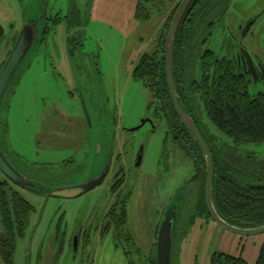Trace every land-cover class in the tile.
<instances>
[{
  "label": "rangeland",
  "instance_id": "374dc122",
  "mask_svg": "<svg viewBox=\"0 0 264 264\" xmlns=\"http://www.w3.org/2000/svg\"><path fill=\"white\" fill-rule=\"evenodd\" d=\"M71 1L86 22L80 40L83 47L74 50L69 58L65 14L72 8ZM71 1H49L46 13L50 19L45 21L40 17L39 0H0V31L4 36L2 41L0 38V71L11 52L12 42L7 41L12 36L10 25L18 32L27 22L36 21L37 32L32 48L1 103L3 153L24 176L33 181L45 180L54 188L71 185L84 176H98L104 155L92 168L96 139L105 146L112 137L118 138L113 155L126 159L130 165L134 162L131 147L135 151L143 146V161L140 170L123 189L124 193L118 196L108 195L110 181L71 200L46 198L43 193L9 183L34 209L25 236L16 243L13 264H150L154 250L156 253L158 229L167 212L165 207L180 186L187 192L180 201V205L183 200L185 203L181 222L176 224L171 264H210L211 257L220 253L255 264L264 253V233L234 234L217 226L207 215L197 214L195 205L203 192L197 180L191 179L192 156L178 151L169 159L167 171L161 167L165 127L159 123L160 129L154 134L148 124L131 133L123 132L138 127L151 114L147 110V92L133 80L132 72L141 55L161 48L165 24L169 23L172 10L181 0H160L152 6L154 11L146 22L134 18L138 0ZM262 1L231 0L224 25L228 29L231 22L235 27L260 17ZM233 29L236 30L232 28L231 32L240 38L251 55L264 64V15L245 39L241 31ZM212 30L207 44L194 55L195 59L206 50L217 57L223 56L221 47L230 37V31ZM79 57L87 66L88 84L76 67ZM72 73L82 86L92 127L84 121ZM248 89L251 95L264 94V82ZM93 95L104 105L100 114L102 133L96 131L97 117L90 107ZM40 98L51 100L62 115L76 124L66 127L65 139L38 135L36 117ZM45 106L50 110L48 101ZM197 107L195 116L204 136L211 142L215 154L230 166L232 175L240 181L253 180L254 185L264 186V143L235 147L207 120L198 103ZM86 131L92 138L90 149ZM69 161L72 164H67ZM42 169L52 174L47 181ZM112 213L119 219V214L125 213V224L121 228H117L121 223L118 219L112 220ZM79 229H88L89 233L82 232L74 251Z\"/></svg>",
  "mask_w": 264,
  "mask_h": 264
},
{
  "label": "trees",
  "instance_id": "16d2710c",
  "mask_svg": "<svg viewBox=\"0 0 264 264\" xmlns=\"http://www.w3.org/2000/svg\"><path fill=\"white\" fill-rule=\"evenodd\" d=\"M159 1L138 0L134 16L135 19L140 22L149 20L154 11L152 6H155L157 2L159 4ZM203 1L204 10H206L208 0ZM178 5L172 10L171 16L168 19L169 23L165 24L164 34L160 38L159 47L161 48L152 54H143L140 56L132 72L134 81L141 84L147 92L150 90L147 79L148 69L150 67L154 75L152 83L158 86L157 92L166 87L163 79L164 72L160 79V61H164L163 48L165 37ZM195 10L194 8L188 11L194 12ZM193 14L191 13L188 17L184 15L174 39L173 62L179 79L185 78L184 71L187 65L186 60H188L187 49L189 45L194 43L193 40L196 37V22ZM189 18H192V20H189ZM202 60L203 63L201 62L200 65L208 75V79L204 78L203 82H198L195 85H189L186 81H183L184 92L191 91L194 94V98L188 100L189 107H192V104L195 106L198 103L199 108L204 111L207 120L219 133L230 139L235 147L263 144L264 94L257 93L251 95L249 93L248 83L244 79L238 78L231 68V63L226 58L218 59V57H213L211 52H206L205 57L200 58V61ZM160 80L162 81V85ZM196 95L198 98H196ZM163 102L170 103L169 99ZM169 118L172 119V125L176 128L178 127V129L180 128L184 134L188 133V130L174 114L169 116ZM191 118L194 120L212 156L215 173L212 185V202L217 215L225 223L240 229H254L264 226V186L254 185L253 180L248 182L247 179L240 181L235 178L227 162L218 157L212 150L210 146L211 142L204 136L197 117L193 115ZM192 142L196 148L195 150L198 152V159H200L195 168V173L197 174L195 180H197V184L201 186L203 192L202 198L196 202L197 204L195 206L197 214L207 215L209 219L204 199L206 178L204 158L198 145L193 140ZM0 147L2 149L1 143ZM15 169L20 173L17 168ZM42 171L43 175H45L44 179L47 181V178L52 174L47 169H42ZM9 183L0 174V264H13L16 243L25 236L26 230L29 227L30 217L34 212L33 207L18 192L13 191ZM46 186L54 188L53 185L48 183H46ZM182 202L178 210L177 223L181 222L182 208L185 203L184 200ZM111 216L114 222L117 219L121 222L117 226L118 229L125 224V213L119 214L120 219L114 213ZM150 264H156L155 250ZM210 264L247 263L242 258H235L220 253L211 257ZM255 264H264L263 252Z\"/></svg>",
  "mask_w": 264,
  "mask_h": 264
},
{
  "label": "flooded vegetation",
  "instance_id": "af4514ba",
  "mask_svg": "<svg viewBox=\"0 0 264 264\" xmlns=\"http://www.w3.org/2000/svg\"><path fill=\"white\" fill-rule=\"evenodd\" d=\"M49 1L51 0H39L40 2L39 5L41 6L40 17L43 18V20L45 21H49L50 19L49 15L46 13L47 6H48L47 3ZM230 1L231 0H208L207 8L206 10H204L203 0H193L191 4L188 6L184 14V15H187L188 17L191 13H194L193 16L196 22V31H195L196 37L193 40L194 43L192 45H189V48L187 49L188 60H186L187 65H186V70L184 71L185 78L179 79L177 75V71H175V68H174V62H173V75L172 76H173V82H174V86L176 90L178 104L182 108L183 112L190 117L195 115L198 107H197V104H195V106H193L192 104L191 105L192 107H189L188 100L190 98H194V94L191 91L184 92L183 81H186V83H188L189 85H195L198 82L199 83L203 82L204 78L208 79V75L204 72L202 66L200 65L201 62L203 63V60L200 61V58H204L206 52H211L213 57H217L216 54H214V52H212L211 50H206L202 54H199L197 59L194 58V55L196 54V52L202 45L207 44L208 37L212 35V32H213L212 29H216V30L218 29V30H221V32L230 31V37L226 38V40L223 42V45L221 47L223 56H219L218 59L226 58L231 63V68L234 70L238 78L244 79L248 83L247 84L248 88L254 89L255 87H257V85L264 82L263 62L260 59L254 58L251 55V53L246 49L245 45L240 40V38L236 37V35L231 32L232 28H235L236 30H239L242 32V38L245 39V37L248 36L250 31L253 29V27L258 23L260 17L264 15V1L261 2L262 7L259 11L261 13L260 17L256 18L255 20L254 19L247 20L243 22L242 24L235 25V27L234 25L232 26V22H231V26L227 29L224 23H225L226 15L231 9ZM71 7L72 8H69V10L65 14V24H66V28L68 31L67 37H66V44H67V54L69 58H70L69 55H72V56L74 55V50L76 51L79 49L81 50L83 47V43L80 40L82 37L83 27L86 22V19L82 17L80 11L76 8V6L72 5V1H71ZM194 8L196 9L194 12L188 11ZM259 12H258V15L260 14ZM190 19L192 20V18H189V20ZM9 29L11 30L10 35L12 36L9 39H7V41L10 43L12 42V45L10 48V51H11L19 36L21 28L17 32L15 30V27L13 25H10ZM46 30H47V33L50 30L48 28V24H47ZM236 30L233 29V31H236ZM69 34H73V36ZM3 38L4 36H2L1 41L3 40ZM164 45H165V42H164ZM157 50L158 49H156L155 51ZM152 53H146V54H152ZM163 53H164V48H163ZM246 54L249 55L251 63L247 59ZM8 56L9 54L7 55L6 59L8 58ZM69 62L71 63V61ZM93 65L96 66V63H94ZM72 66L73 64L71 63L70 67ZM76 67L80 69L81 78L84 81H86V84H88L87 83V80H88L87 66L84 64L81 57H79V59L77 60ZM163 72H164L163 79L165 81L166 87L165 89H161V91L157 92L158 86L152 83L154 80L153 70L151 67L148 69L147 79L149 81L150 90L149 92L146 91L148 95V100H149L148 105H147V110L150 111L151 114H149L148 118H145L142 120V121H146L143 125L141 121L140 125L135 128L140 129L144 125L148 124L151 127V133L154 134L156 133L157 129H160L159 123L161 124V127L164 126L165 131L164 130L163 131H164L165 138L163 141L162 152H161V156H163L161 167H163L167 171L168 161L169 159H172V157H174L173 154L177 153L178 151L180 152L185 151L187 154L191 155L193 158L194 167H193V172H192L193 174L191 175L192 176L191 179L195 180L197 178V174L195 173V170H196L195 168H196L197 162H199L200 159H198V156H197L198 152L197 150H195L196 148L194 147V144L192 142L193 138L191 137V135H189V132L187 134L186 133L184 134L180 128L178 129V127L176 128L174 125H172L171 124L172 119L169 118V116L173 114L176 116V114H175V109H174V106L171 100V95L168 89V84H167V79H166L165 54H164V61L162 60L160 61V69H159L160 79H161ZM72 74H73V79H74L73 88L75 92L78 94V97L82 102L83 112H84V121L85 122L87 121L86 116H85V113H86L89 119V122L87 123L89 126L92 127L90 123L91 118L88 112V108L85 104V101L83 100L82 86L78 84L75 74L74 73ZM160 82L162 85L161 80ZM166 99H169V102H170L169 104H167L166 102H163ZM45 101L49 102L51 106L50 110H47L48 108H46L45 106ZM37 106H38V113L36 117V123H37V127L39 130L38 135L45 134L47 136H55L56 138L65 139L66 136H68L67 135L68 132H66V127H70L72 124L76 125L75 123H73L71 119H68L67 117L62 115L56 109V107L52 104V101L49 100L48 98H40L37 102ZM90 107H91L93 114H95V116L97 117L96 131L99 133H102L103 125L100 123V114L102 115V110L104 108V105L102 106L98 98L95 97V95H93V97H91L90 99ZM135 128L130 129L129 131L125 130L123 132L131 133V132H134L132 130H134ZM85 135H86L87 146L90 149L91 147L90 144H92V138L90 137V134L87 131ZM125 139L126 138H124V140ZM118 141H119L118 138L114 137L113 139L112 137L111 142H109L110 144H106L105 146H103L101 140L98 141V139H96L94 142L95 143L94 147L96 145L95 159H94L95 164L92 166V168H94L97 165V162L99 161V157H102L104 155L103 166L98 176H93V177L84 176L83 180L81 181L75 180L73 184L71 185H65V186H60V187H69V186L79 185V184H83V183L89 182L93 179L100 177L106 167V163L109 158L107 170L104 173L100 182L97 184V186L104 184L105 181H110V184L107 189L108 195L118 196L119 194H123L124 193L123 189L127 187L129 181L130 182L132 181L134 174L137 173L141 168L142 161H143V146H138V148L135 151L133 147H131L133 150L132 155L134 157V162H132V165H130L126 159H123L122 157H115L113 155L115 152V149L117 148ZM129 145H130V142H129ZM126 146H127V143H124V147ZM139 156H141V162H140V165L136 167V161ZM67 164H72V162L69 161L67 162ZM131 168H133V170ZM89 174H91V171L89 172ZM214 176H215V173H214ZM44 183L45 182H42V181H35V184H37V188H36L37 192L43 193L44 196L46 197L51 189L48 186H46V183L45 184ZM40 184L45 186L44 187L45 189L39 188ZM186 192L187 191L181 186L177 188V190L174 192L173 197L170 199V201L167 203L165 207L166 210H169V209L172 210L171 215L173 212L178 211L180 209V201L184 198V195ZM172 206H173V209H172ZM82 232L89 233L88 229L87 230L85 229L83 231L79 229L78 232L76 233V239H79V237H82L81 236Z\"/></svg>",
  "mask_w": 264,
  "mask_h": 264
},
{
  "label": "water",
  "instance_id": "95a60500",
  "mask_svg": "<svg viewBox=\"0 0 264 264\" xmlns=\"http://www.w3.org/2000/svg\"><path fill=\"white\" fill-rule=\"evenodd\" d=\"M193 0H182L179 4L172 21L170 23L169 29L167 31L165 45H164V54H165V63H166V79L168 84V89L171 95V100L175 109V114L179 118L180 122L185 126L188 130L189 134L199 146V149L202 152V156L204 158L205 165V187H204V199L205 205L210 219L222 229L229 231L238 235L245 236H253L264 233V226L254 228V229H240L233 227L223 220L217 215L213 202H212V185L214 178V165L211 153L204 139L200 135L197 130L193 120L190 116L186 115L182 108L178 104L176 90L173 82V49H174V39L177 32V29L180 25V22ZM36 21L27 22L23 28L21 29L19 36L0 71V108L1 103L3 101L4 95L7 93L8 88L12 81L15 79V74L21 64L23 63L25 57L28 52L32 48L35 40H36ZM2 37V31H0V38ZM247 59L251 63L250 57L246 54ZM87 122H89L88 115L85 113ZM146 121H142V125ZM139 128H135L132 131L138 130ZM99 146V144H98ZM141 156L138 157L136 161V167L140 165ZM109 163V158L106 163V167L101 174L100 177L93 179L89 182L69 186V187H57L50 188L51 190L47 194L46 198H59V199H75L81 197L82 195L89 192L91 189L95 188L97 184L102 179L104 173L107 170ZM0 174L11 184L26 190L37 191V184L35 181L28 179L21 173H19L6 159L1 147H0ZM45 186L39 185V188L45 189ZM173 209V206H172ZM172 210H167L164 218L162 219L157 235L156 241V264H171V255L174 243V233L178 218V211L172 213ZM77 250V239H74V251Z\"/></svg>",
  "mask_w": 264,
  "mask_h": 264
}]
</instances>
